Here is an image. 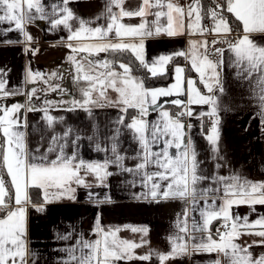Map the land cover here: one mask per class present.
Returning <instances> with one entry per match:
<instances>
[{
  "label": "snow or ice",
  "instance_id": "obj_1",
  "mask_svg": "<svg viewBox=\"0 0 264 264\" xmlns=\"http://www.w3.org/2000/svg\"><path fill=\"white\" fill-rule=\"evenodd\" d=\"M124 2L107 0L101 14L106 23L92 27L95 21L76 16L68 7L70 0L52 4L50 11L46 10L48 6L43 0H0V25L7 24L6 31L20 33L26 45L34 39L28 26L37 20H47L53 30L62 26L67 31L66 46L73 53L69 59L76 68L74 79L86 82V87L80 89L81 99L73 98L66 110L80 108L91 115V106L117 107L122 115L116 123L129 130L139 146V151L131 157L137 161L135 166H124L126 157L118 151L116 141L120 129H117L111 147L114 158L102 163L85 162L78 160L75 154L67 155L65 145L59 143L72 131L68 129L63 136L53 135L46 152L37 155L39 148L33 152L27 144L26 114L41 111L49 129L62 122L63 118L49 114V109L57 102L45 100L43 108L33 103V97L40 99L38 92L56 90L57 86L49 83L56 74L45 79L42 73L33 72L29 66L25 84L34 85L43 80L49 83V89L32 87L25 91L8 88L3 78L5 73L0 72V213H3L0 215V264H29L34 255L27 239L30 189L42 190L45 204L61 198L75 200L77 188L91 189L92 185L86 180L89 175L96 187H107L108 177L114 174L108 170L110 165L140 177L142 187L147 189L140 197H150L157 203L180 200L184 204L183 212L176 219V231L168 237L170 250L166 253L150 250L147 254L136 255L135 249L143 247L147 241L143 238L139 243L122 240L118 237L120 228L106 229L97 218L93 230L97 239H85L81 233L73 246L64 249L68 258L63 264H118L120 261L128 264L132 260L151 261L153 256L160 264H167L169 260L194 252L222 254L226 264H264V253L254 256L250 251L252 244L242 246L236 242L243 235H254L261 239L253 244L264 246V214L250 220L249 216L233 211L247 206L251 213L256 211V205L264 206V181L254 182L237 173L220 175L219 163L212 175H206L195 143L188 135L192 125L184 119L193 117L192 105L208 106V111L196 113L195 118L203 120L207 116L210 120L205 138L214 158L222 159L218 145L219 100L224 93L221 72L225 53H228V63L236 69L237 79L247 81L250 86L256 116L260 118L261 131H264V44L251 38L253 34H264V0H224L223 3L209 0L207 7L203 0H188L186 4L178 0L175 3L173 0H141L135 9L125 8ZM226 13L234 19L230 20ZM149 16L154 19L148 20ZM136 17L140 18L139 24L123 22L124 18ZM205 18L211 20L210 27L203 25ZM185 27L188 35L211 34L216 38L211 43L206 39L189 41L188 50L160 55L151 62L145 59L146 38L162 34L176 37L185 34ZM218 44L222 46L216 47ZM25 51L35 54L38 49L26 47ZM125 52H131L152 77L165 76L167 65L176 57H183L190 67L173 65L174 82L167 87L150 88L143 79L132 75L131 63L119 62L118 68L122 71H117L114 60L90 59L100 53L122 55ZM189 71H194L198 79L187 75ZM198 85H203V89ZM108 89L117 94L115 100L108 98ZM17 95L26 96L25 103H3ZM173 96L177 98L169 103L179 108L175 113L161 108L158 103L160 97ZM180 96L186 99L182 100ZM129 110L135 114L129 117ZM153 111L158 112V119L149 121L147 117ZM156 148L159 150H154ZM170 149L175 151L170 154ZM50 154L55 158L50 159ZM206 182L207 186L202 187ZM93 196L94 193L88 191L89 199ZM33 207L37 211L43 210V205ZM196 212L200 220L193 216L190 227L189 214ZM214 221L220 222L215 233L212 230ZM130 230L143 235L148 232L147 228L132 227ZM71 238V235L60 237L64 241ZM210 264H221V261L217 258Z\"/></svg>",
  "mask_w": 264,
  "mask_h": 264
},
{
  "label": "crops",
  "instance_id": "obj_2",
  "mask_svg": "<svg viewBox=\"0 0 264 264\" xmlns=\"http://www.w3.org/2000/svg\"><path fill=\"white\" fill-rule=\"evenodd\" d=\"M60 2L61 0H43V3L48 6L46 10L49 11L52 4ZM173 2L175 3L177 0H173ZM178 2L186 4L188 0H178ZM140 3L141 0H125L124 7L135 9ZM106 4L107 0H70L68 7L81 19L95 21V24L91 25L95 27L98 24L106 23L104 17L101 16L105 11ZM113 10L119 11L118 9ZM98 16L101 17L99 20L96 19ZM153 19V16L148 17L150 21ZM206 19L208 18L202 21L205 26H207ZM123 22L136 25L140 23V18H124ZM162 22H164L163 18ZM72 23L74 26H78L76 21H72ZM185 25H187V20H185ZM8 27L7 24L0 25V72L5 73L3 78L7 81V87L23 88L27 91L32 87L49 89V83L57 86L55 91L49 89L47 92H38L37 95L40 99L37 100L33 97V103L38 108H43L45 100L55 101L57 103L49 109V114L56 118H63L62 122L55 124L54 129H49L41 111L27 113L28 128L25 131L29 149L35 152L39 148L40 151L36 153L37 155L45 153L53 135L60 137L65 131L71 129L72 131L66 139L59 141L60 144L65 145L64 152L69 156L75 154L78 160L102 163L105 159L114 158L111 152L113 137L117 136V129H120L116 141L118 151L120 155L126 157L124 166L134 167L137 161L131 157L139 151V146L132 139L129 130L116 123L122 115L117 107L91 106V115L80 108H76L74 111L66 110L70 106L68 102L73 98L81 99L80 89L86 87V82H77L74 79L76 68L69 59L73 53L66 46L67 31L62 26L53 30L47 20H37L28 26V31L34 39L30 45H26L23 42L24 37L16 31H6ZM215 38L211 34L188 35L187 27H185V34L176 37H168L163 34L148 37L144 40L145 59L151 62L153 58L160 55H171L176 51L188 50L189 41L199 42L206 39L211 43ZM251 38L264 44V34H253ZM7 41H14V43H7ZM221 46L216 45V47ZM26 47L38 49V51L32 54L25 51ZM125 53L133 56L131 52ZM116 57L117 55L100 53L90 59L114 60L117 64L116 70L122 71L118 68V63L122 61H117ZM173 65L190 67L185 64L183 57H176L172 63L167 65V74L171 72L172 76L170 83L159 87H167L174 82ZM29 66L33 72L42 73L45 79L53 74L56 76L49 83L38 80L34 85L25 84L26 70ZM132 75L138 77L133 73ZM187 75L198 79L194 71H189ZM221 79L224 93L219 100L221 110L219 111L218 145L219 157L222 159L214 158L211 146L205 138L208 128L204 126V123L208 117L205 116L203 120L195 118L196 113L208 111V106L192 105L193 117L184 118L187 123L192 125L188 135L195 143L198 159L202 162L201 168L206 175H212L216 171L215 165L219 163L221 164L220 175L227 176L237 173L254 182L264 181V131H261L260 118L256 116L257 108L252 99L250 86L247 81L237 79L236 69L228 63V53H225ZM198 86L203 89V85ZM107 94L111 100H115L117 97V94L111 89H108ZM176 98L175 96L160 97L158 103L161 108L175 113L179 108L169 101ZM179 98L186 99L184 96ZM26 99L27 97L24 95H17L7 98L3 103L6 105L23 104ZM60 101L65 103H59ZM133 114L135 113L129 110V117ZM147 119L149 121L157 120L158 112H150ZM174 151L175 149H170V154ZM49 158L54 159L55 155L50 154ZM108 170L114 174L108 177L107 187H96L93 177L89 175L86 180L92 185L91 189L77 188L75 200L61 198L45 204L42 190L33 188L39 193H36L33 199L31 198V204L27 207L28 247L34 254L29 260V264H63L68 258L64 249L73 246L81 233L85 239H97L93 235L97 218H99L101 226L106 229L120 228L118 237L122 240L139 243L143 238L147 241L143 247L135 249L136 255L147 254L150 250L163 253L170 250L168 237L176 231V219L178 214L183 212L184 204L180 200H161L157 203L150 197H140V194L146 192L147 189L142 187L139 176L123 172L114 165H110ZM205 186H207V182L202 185V187ZM88 191L94 193L92 199H89ZM33 205H43V210L37 211ZM255 208L256 211L251 213L247 206L234 208L233 211L238 212L241 216H249L250 220H255L259 214H264V206L256 205ZM193 216L197 221L200 220L198 212L190 213V227ZM219 223V221L213 222V231ZM132 227L147 228V235L132 232L130 230ZM65 235H71L72 238L68 241L60 239ZM260 239L254 235H243L236 242L242 246L252 244L253 247L250 251L254 256H259L264 253V246H257L253 242ZM217 258L220 259L221 264H226L222 254L195 252L190 256L169 260L167 264H210ZM118 264H125V262L120 261ZM128 264H160V262L153 256L151 261L132 260Z\"/></svg>",
  "mask_w": 264,
  "mask_h": 264
},
{
  "label": "trees",
  "instance_id": "obj_3",
  "mask_svg": "<svg viewBox=\"0 0 264 264\" xmlns=\"http://www.w3.org/2000/svg\"><path fill=\"white\" fill-rule=\"evenodd\" d=\"M220 2L223 3L224 0H220ZM203 3L205 7H207L209 4V0H203ZM226 15L229 16L230 20L234 19L233 17H231V14L226 13ZM116 60L126 62L128 64L131 63L132 73L138 76L140 79H143L145 81L146 87L151 88V87L165 86L169 84L171 81V78H172L170 74L171 72H168V74H166L165 76L152 77L151 74L147 71V69L142 68L139 65V62L128 53L117 55ZM30 193H31V198L33 199L34 195L36 193H39V191L32 189ZM0 215H3V213H0Z\"/></svg>",
  "mask_w": 264,
  "mask_h": 264
},
{
  "label": "built area",
  "instance_id": "obj_4",
  "mask_svg": "<svg viewBox=\"0 0 264 264\" xmlns=\"http://www.w3.org/2000/svg\"><path fill=\"white\" fill-rule=\"evenodd\" d=\"M205 24L207 25V26H209L210 25V20L209 19H206L205 20ZM220 119V118H219ZM210 124H211V122H210V120L208 119L205 123H204V126L206 127V128H210ZM219 226V225H218ZM213 233H215V229H214V231H213Z\"/></svg>",
  "mask_w": 264,
  "mask_h": 264
}]
</instances>
